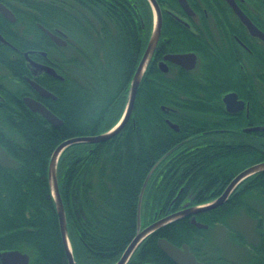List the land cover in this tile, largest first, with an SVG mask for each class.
Here are the masks:
<instances>
[{
    "label": "trees",
    "instance_id": "trees-1",
    "mask_svg": "<svg viewBox=\"0 0 264 264\" xmlns=\"http://www.w3.org/2000/svg\"><path fill=\"white\" fill-rule=\"evenodd\" d=\"M9 2H14L17 20L9 26L15 32L33 35L39 23L61 33L67 46L54 59L63 81H58L52 108L62 125H50L11 99L0 108V150L9 160V165L0 162V253L20 251L29 264H68L48 182L50 157L63 141L102 134L119 121L150 37L152 10L147 0ZM26 12L34 16L26 19ZM168 30L164 24L165 37ZM177 35L175 44L199 48ZM46 50L54 53L49 45ZM199 53L202 69L177 77L150 62L123 130L101 143L72 145L59 157L57 182L75 264L119 260L136 235L148 175L142 228L187 201L210 202L237 173L264 161V139L247 137L223 108L222 95L235 87L218 82L214 58L204 62ZM254 117L264 121V115ZM221 129L228 131H215ZM210 212L214 216L215 210ZM203 222L214 225V220ZM254 229L258 256L247 264H263L264 239L260 227ZM209 237L181 218L149 235L127 264H174L158 239L185 244L203 263L215 264ZM219 264L233 263L225 257Z\"/></svg>",
    "mask_w": 264,
    "mask_h": 264
},
{
    "label": "flooded vegetation",
    "instance_id": "flooded-vegetation-1",
    "mask_svg": "<svg viewBox=\"0 0 264 264\" xmlns=\"http://www.w3.org/2000/svg\"><path fill=\"white\" fill-rule=\"evenodd\" d=\"M155 1L160 8L161 32L150 62L155 64L160 72L162 71L159 64L165 63L168 70L162 73H170L176 76L181 72L194 73L203 66L199 51L204 53V62L208 57L214 58L217 71H220L218 73L222 75L221 80L217 81L230 82L236 89L224 93L221 99L228 93H234L237 96V101L241 102V105H236L235 109L237 110L235 112L228 113L222 101L226 114L238 122L239 130L245 133L247 137L256 138L259 136L264 139V131H245V129L264 127V121L257 122L254 117L256 113L264 115V41L250 34L247 26L238 15V11H240L264 35V0H229L235 7L228 0H184L185 7L181 5L179 0ZM0 4L6 7L15 18V21L11 22L0 13V17H2V19L0 18V35L5 41L0 42V108L7 104L8 99L26 107L23 100L30 98L42 104L55 115L52 104L55 106L54 101L57 100V97L54 91L58 88V81H63V78L59 80L46 74L36 68L35 65L50 67L60 76L57 73V63L54 59H57V50L66 47L67 44L58 45L48 36V33L62 38L65 43L66 40L61 33L48 31L39 23L34 24L35 32L33 35H22L20 31L15 32L9 26L17 20L12 10L14 2L0 0ZM151 15L154 19L153 12ZM33 16L34 14L30 12L24 14L26 19ZM164 24L170 28L167 37L162 32ZM177 33L182 35L188 44L192 41L199 48L185 49V42L182 40L179 44H175V41L179 40ZM6 35H10V39ZM22 43H27L28 47L19 48ZM47 45L54 53H48ZM166 50H169L170 53H164ZM188 53H192L196 57V64L190 70H185L164 60L168 54ZM224 72L227 73V78L223 77ZM31 82L44 88L56 98L40 96ZM26 109L28 108L26 107ZM215 131L227 132L228 130ZM248 147L253 148V145L248 143ZM255 185H260V187H255ZM225 188L215 198L219 197ZM262 201L264 202V172L242 181L221 205L213 209L215 210L214 216L210 212L211 210L195 215L197 222L207 225V228H199V230L209 234L217 229L219 236L224 240V242L220 241L217 244L212 240V236L209 237L215 264H219L228 256L233 264H247L250 262L248 260H253L254 257L258 256L254 252V248L260 239L249 242L243 233L230 228H232L234 220L241 219L244 224L253 229L259 226L264 239V204H261ZM185 203H189V206L201 205H193L190 201ZM185 203L180 204L176 211L181 210ZM185 218L190 222V216ZM207 220H214L213 227L203 222ZM233 248H236L237 252H241L239 257L234 251L231 254L227 252L228 249L234 250ZM190 253L197 261L203 263L191 250ZM202 260L205 259L202 258ZM262 261L264 264V251Z\"/></svg>",
    "mask_w": 264,
    "mask_h": 264
},
{
    "label": "water",
    "instance_id": "water-1",
    "mask_svg": "<svg viewBox=\"0 0 264 264\" xmlns=\"http://www.w3.org/2000/svg\"><path fill=\"white\" fill-rule=\"evenodd\" d=\"M151 10L154 14L153 19V25L151 34L147 43V46L145 48V51L136 67V70L133 74V77L130 81V85L128 88V95H127V102L124 108V111L122 113L121 118L119 121L107 132H104L102 134L98 135H92V136H80V137H73L70 139H67L60 143L52 152L50 161H49V167H48V182L50 187L51 196L53 198L55 209L58 216V224H59V230L61 235L62 244L66 253L68 264H75L73 255H72V249L68 237L67 232V226H66V218H65V212L64 207L62 204V200L59 193L58 188V182H57V163L59 160V157L61 154L70 146L76 145V144H96L101 143L104 141L109 140L110 138L117 135L120 131L123 130V128L126 126L128 121L130 120L134 102L136 99V94L138 87L141 83V80L148 68V65L151 61L152 54L154 52V49L156 47V44L158 42V39L160 37L161 32V15H160V8L158 6V3L155 0H147ZM182 6H186L184 0H179ZM229 1V0H228ZM230 2V1H229ZM231 3V2H230ZM232 4V3H231ZM233 7L234 4H232ZM236 9V8H235ZM0 13L9 21L14 22L15 18L13 14L2 4H0ZM238 15L242 22L247 26L250 34L253 36H256L264 41V35L259 32L252 24L251 22L240 12L238 11ZM48 33V32H47ZM48 36L58 45L64 46L66 43L65 41L60 38L56 37L50 33H48ZM0 42H5L3 38L0 35ZM27 56V54H25ZM164 60L173 63L175 65L180 66L181 68L185 70L193 69L196 64V57L192 53L188 54H168L164 57ZM37 66L40 71L45 72L46 74H49L59 80H62V77L58 76L55 71L47 66ZM159 68L162 72H167L168 68L165 63H160ZM34 88L37 90L40 96L42 97H53L56 98L54 95H52L50 92L45 90L44 88H41L37 86L36 84L32 83ZM24 104L26 107L34 112L39 114L43 119H45L50 125L52 126H59L62 125V121L55 116L50 110H48L46 107H44L42 104L30 99V98H24ZM225 109L228 113L235 112V107L237 104L241 105V102L237 101V96L234 93H228L223 96L222 99ZM168 126L173 129L174 131H178V126L176 124H173L169 121H166ZM246 132L249 131H264V127H255L252 129H245ZM264 172V161L261 163L254 164L250 167H247L240 173H238L226 186L223 193L215 198L214 200L204 203L201 205L196 206H189V203H185L183 205V208L179 211L173 212L171 214H168L158 220H155L148 226L142 228L141 226V219H140V207H141V201L144 193L145 186L147 184L148 177L146 178L139 198L138 203V210H137V232L135 237L132 239L130 244L127 246L119 260L115 264H127L130 260L131 256L135 252V250L138 248V246L152 233H154L156 230L160 229L163 226H166L170 223H173L181 218H185L187 216H190V222L192 225H194L197 229L199 228H207V225L201 224L196 221L195 215L201 212H206L209 210H213L219 205H221L234 191V189L245 179ZM264 233V229H263ZM157 245L159 249L164 253L174 264H203L196 260V258L190 253V250L187 245H182L181 247H178L166 239H158ZM0 264H29V256L25 253H22L20 251H6L0 253Z\"/></svg>",
    "mask_w": 264,
    "mask_h": 264
},
{
    "label": "rangeland",
    "instance_id": "rangeland-1",
    "mask_svg": "<svg viewBox=\"0 0 264 264\" xmlns=\"http://www.w3.org/2000/svg\"><path fill=\"white\" fill-rule=\"evenodd\" d=\"M223 71H225V70L223 69ZM218 72H220V71H217L215 73L216 74V80H221V76L222 75L220 73H218ZM227 76H228L227 73L224 72L223 77L227 78ZM0 162H2L5 165H9L8 158L6 157V155L1 150H0ZM228 227L230 228V226H228ZM230 229H235L238 232L243 233L245 235V237L248 239L249 242H255L256 241L255 237L253 238V233H254L255 229H253L252 227L247 226L246 224H244L241 219L234 220L233 224H232V228H230ZM209 235L212 236V240L215 243H217V244H219L220 241L224 242L223 238H221L219 236V230H217V229H214L213 231H211V233H209ZM223 246H224V244H223ZM228 246H230V245L228 244ZM233 249L234 250L228 249L227 252L231 254L234 251L235 253L238 254L237 256L239 257L241 252L240 251L237 252L236 248H233ZM225 253H226V250H225ZM228 258H230V257L228 256Z\"/></svg>",
    "mask_w": 264,
    "mask_h": 264
}]
</instances>
